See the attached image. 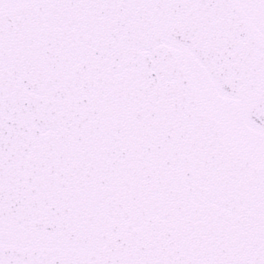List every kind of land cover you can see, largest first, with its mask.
<instances>
[{
	"label": "snow or ice",
	"instance_id": "1",
	"mask_svg": "<svg viewBox=\"0 0 264 264\" xmlns=\"http://www.w3.org/2000/svg\"><path fill=\"white\" fill-rule=\"evenodd\" d=\"M0 264H264V0H0Z\"/></svg>",
	"mask_w": 264,
	"mask_h": 264
}]
</instances>
